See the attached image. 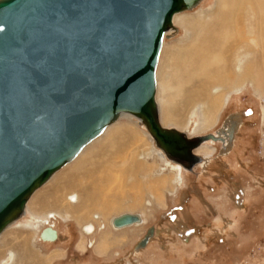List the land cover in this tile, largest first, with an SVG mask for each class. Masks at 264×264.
<instances>
[{
    "label": "rangeland",
    "instance_id": "374dc122",
    "mask_svg": "<svg viewBox=\"0 0 264 264\" xmlns=\"http://www.w3.org/2000/svg\"><path fill=\"white\" fill-rule=\"evenodd\" d=\"M218 1L216 4V0H203L175 17V28L165 36L159 55L156 101L161 124L186 130L189 135L213 133L229 114L238 112L243 121L235 133L233 148L223 156L219 152L220 140L214 141L208 136L202 146L194 148L195 152L209 157L207 163L182 170L158 156L159 149L139 127L136 118L121 115L83 148L76 161L33 193L25 213L0 235V264H264L263 28L245 29L246 40L253 35L258 45L254 57L250 53L239 56L237 52L228 56L232 60L238 55L237 71L231 69L232 74L238 73L242 63L249 59L253 61L252 66L249 64L252 72L237 85L230 81L208 121L204 119L201 105H183L185 95L207 82L199 67L220 52L218 48L206 46L208 39L223 34L239 13L264 12L261 4L264 0L258 3L253 0L245 7L238 0ZM243 17L247 27L249 15ZM220 25L224 26L219 28ZM193 52L197 53L195 57ZM200 58L204 61H199ZM222 67V63L210 67L208 64L205 75L222 73L218 72ZM164 102L173 104L176 113L168 123L163 120ZM81 159L85 160L78 163V168L85 167L88 173L80 176L75 172L74 176L67 174L58 178ZM138 165L145 169L137 170ZM163 177H166L164 188L156 190L153 181ZM79 180L83 186H78ZM92 180L97 185L89 197V187L85 186L94 183ZM216 183L221 185L214 190L207 188L208 184ZM69 184L73 185V198ZM237 186L245 192L246 207L231 203V193ZM47 187L49 191L45 192ZM173 211L178 215L173 217ZM124 212L138 213L140 221L114 228L112 218ZM193 223L202 224L201 233H192L188 226ZM149 226H154L149 241L135 249V243ZM46 227L56 231L55 240L41 238Z\"/></svg>",
    "mask_w": 264,
    "mask_h": 264
},
{
    "label": "water",
    "instance_id": "95a60500",
    "mask_svg": "<svg viewBox=\"0 0 264 264\" xmlns=\"http://www.w3.org/2000/svg\"><path fill=\"white\" fill-rule=\"evenodd\" d=\"M199 1L0 0V232L24 213L35 188L123 111L141 118L185 169L205 158L194 148L208 136L221 138L220 153L232 147L236 112L215 134L159 123L155 71L163 39L175 28L173 15ZM138 218L124 212L112 223ZM152 234L150 226L134 248Z\"/></svg>",
    "mask_w": 264,
    "mask_h": 264
},
{
    "label": "bare ground",
    "instance_id": "6f19581e",
    "mask_svg": "<svg viewBox=\"0 0 264 264\" xmlns=\"http://www.w3.org/2000/svg\"><path fill=\"white\" fill-rule=\"evenodd\" d=\"M203 1V0H202ZM201 1V2H202ZM229 1V0H228ZM239 2H242L243 4H241V6H243V7H245V4L246 5H248V4H251V2L253 1V0H238ZM256 2L257 1H259V0H255ZM200 2V3H201ZM219 1L218 0H216V4L218 3ZM200 3H198V4H196V6L197 5H199ZM230 3H231V1H230ZM258 3V2H257ZM215 4V3H214ZM261 4H264V3H262L261 2ZM227 5H228V2H227ZM233 6H235V5H233ZM249 6V5H248ZM247 6V7H248ZM229 7H232V5L230 6L229 5ZM237 7V6H236ZM226 8H227V6H226ZM191 9H193V7H191V8H189V9H183V10H180V11H178V12H176L174 15H173V18H172V22H174V19H175V17L177 16V14H179V13H181V12H184V11H186V10H191ZM221 9V8H220ZM234 9H235V7H234ZM250 9H252V8H250ZM232 10V9H231ZM230 10V11H231ZM238 10V9H237ZM245 10V9H244ZM243 10V11H244ZM263 10V9H262ZM225 11H226V9H225ZM233 11V10H232ZM252 11V10H251ZM234 12V11H233ZM246 12V11H245ZM249 13H250V11H248ZM254 12H257V11H252V13H251V15L250 14H244L243 12L242 13H239V15H237L235 18H233L232 20H231V18L229 19V16H228V22H229V20H231L232 22H231V24H230V26L231 27H229L223 34H220V35H218L216 38H213V39H208L209 40V42H207L206 43V46H207V44H208V46L209 47H211V48H218L219 49V54H217L216 56L214 55V56H212V57H210L207 61H206V63L205 64H203V65H201L200 67H199V73H201L202 75H203V77H205L206 78V80H207V82H202V83H200L202 86H201V88L198 90V89H194V90H191L187 95H185V98H184V100H183V105L186 107L187 105H190V104H199V105H201L202 106V113H203V115H204V119L205 120H209L211 117H212V115H213V112H214V110H215V108H217V106H218V101H219V99L222 97V99H223V95L221 94V92H223L226 88H228V85H229V83H230V81H232V82H234L236 85H237V83H239V81H240V79L241 78H246L248 75H250V72H252L250 69H252V68H250V66H249V64H250V62H253V61H249V60H247L246 62H244V63H242V67H241V69H240V71L238 72V73H236V74H232L231 73V69H234V70H236L235 69V65H236V63H238V60H237V58H238V55L239 56H241L243 53L244 54H251V55H253V57L255 56V52H256V48L258 47V45H257V43H256V40L254 39V37H253V35H251V34H249V35H251L250 36V39H248V40H246L247 38H246V31H245V29H247V30H249V29H253V28H259V30H260V28H263V30H264V16H262L263 14H264V12H261V11H258L257 13H254ZM209 13V12H208ZM226 13V12H225ZM263 13V14H262ZM218 14V13H217ZM227 14H228V12H227ZM232 14V13H231ZM252 14H254V16L252 17V19H250L251 17L250 16H252ZM257 14V15H256ZM243 15H246V16H248L249 15V21H247V22H249V24H248V26L247 27H245V25H246V23L244 22V20H242L244 17H243ZM203 17V16H202ZM217 19H223V18H218L217 17ZM247 19V18H246ZM202 20V18L200 19V21ZM206 23V22H205ZM245 23V24H244ZM201 24H202V21H201ZM229 24V23H228ZM173 25H174V23H173ZM199 25V24H198ZM211 25V24H210ZM175 26V25H174ZM224 25H220V27L219 28H222ZM228 27V26H227ZM224 29H225V27H224ZM188 30V29H187ZM172 31V29L170 30L169 29V31H168V33H170ZM252 31V30H251ZM204 32H205V30H204ZM258 32V31H257ZM264 33V32H263ZM210 34V33H209ZM209 34H206V35H209ZM253 34V33H252ZM258 34V33H257ZM260 34V33H259ZM258 34V35H259ZM249 35H248V37H249ZM261 35V34H260ZM168 36H166V38H167ZM211 37V36H210ZM259 37H261V36H258V40H259ZM212 38V37H211ZM262 38V37H261ZM164 39H165V37H164ZM164 39H163V41H164ZM248 41H250L251 43H252V45L254 46H252V48L247 44V43H249ZM259 41H263V40H259ZM163 44V43H162ZM195 43H193V45H194ZM203 44V43H202ZM264 45V44H263ZM264 47V46H263ZM161 48H162V46H161ZM191 48H193L194 49V47L193 46H191ZM225 48V49H224ZM263 51H264V49H263ZM160 52H161V50H160ZM234 52H237L238 53V55H236L235 54V57L234 58H232V60L230 59V58H228V56L230 55V54H232V53H234ZM194 53V56L193 57H195L196 55H197V53H195V52H193ZM264 53V52H263ZM160 55V54H159ZM249 56V55H248ZM247 57V56H246ZM208 58V57H207ZM264 59V58H263ZM262 59V60H263ZM171 60H172V58H171ZM204 61L203 59H201L200 58V60L199 61ZM158 61H159V58H158ZM244 61V60H243ZM208 62V63H207ZM255 62V61H254ZM218 63H222L223 64V67H222V70H218V72H220V71H222V73H213V74H211V75H205L206 73H205V68H207V65L209 64V67L210 66H215L216 64H218ZM157 65H158V63H157ZM228 66L229 68H226V67H224V66ZM251 65V64H250ZM252 66V65H251ZM156 69H157V66H156ZM237 71V70H236ZM155 73H156V71H155ZM234 76V77H233ZM202 77V76H201ZM251 77V76H250ZM249 77V78H250ZM253 78V77H252ZM245 80V79H244ZM253 80V79H252ZM241 83V82H240ZM244 83V82H243ZM255 83H256V81H255ZM257 84V83H256ZM235 85V86H236ZM159 87V86H158ZM167 87H168V85H167ZM230 87V86H229ZM174 88V87H173ZM190 90V89H189ZM227 90V89H226ZM167 91H168V89H167ZM228 92V91H227ZM156 93H157V83H156V91H155V99H156ZM167 98H169V97H167ZM157 102V101H156ZM173 103V102H172ZM172 105L173 104H171V103H166V102H164V104H163V106H162V111H163V120L166 122V123H168V122H171V121H173L174 120V115L176 114L175 112H174V110H173V107H172ZM183 105H180L179 106V109H181V107L183 106ZM198 105V107L197 108H199L200 106ZM157 106H158V104H157ZM197 106V105H196ZM196 108V109H197ZM183 109V108H182ZM181 109V110H182ZM185 109V108H184ZM201 109V108H200ZM193 110V109H192ZM216 112V111H215ZM237 114H239L238 112H236ZM201 114V113H200ZM121 115H130V116H133L134 118H136L137 119V123H138V125H139V127H141V128H143L145 131H146V133L152 138V140H153V143H154V145H155V147H157L158 149H159V153H158V156L161 158V159H163L164 157L170 162H173V164H175V165H177V166H179V167H181V169L182 170H186V169H184V167L181 165V164H179L178 162H174V161H172V160H170L168 157H167V155L165 154V152L158 146V145H156V143H155V140H154V138H153V135H152V133L149 131V130H147V128H145V126H143L141 123H140V120H142L141 118H139L138 116H136L135 114H132V113H130V112H121L120 113V115L114 120V121H112L111 123H109V124H107L101 131H100V133H98L93 139H91L87 144H85L82 148H81V150L70 160V161H68L67 163H65L64 165H62L59 169H57L43 184H41L39 187H37V188H35L34 190H33V192L30 194V196H29V198L27 199V201H26V203H25V206H24V213H25V209H26V205H27V203H28V201H29V199L31 198V196L33 195V193L37 190V189H39L40 187H42L45 183H47L49 180H51L52 179V177H54V175H56V173L58 172V171H60L62 168H64L66 165H68L69 163H71L72 161H76L77 159V156L81 153V151L83 150V148L85 147V146H87V145H89L92 141H94L96 138H98L99 137V135H101L109 126H111L113 123H115L120 117H121ZM236 117V116H235ZM158 118H159V106H158ZM239 120V119H238ZM143 121V120H142ZM177 121V120H176ZM242 121H243V119L241 120V123H242ZM159 123H160V125L161 126H163L162 124H161V122H160V120H159ZM174 123H175V121H174ZM179 123V122H178ZM240 126H241V124L238 126V130H239V128H240ZM163 127H166V126H163ZM238 132V131H237ZM188 133V135H189V132H187ZM214 134H215V130H214V132H213ZM222 134H224V137H223V141H225L226 139H227V136L225 135V133H222ZM210 139H212V140H216V138H214V137H210ZM234 139H235V137H234ZM234 139H233V146H234ZM218 140H220V142H221V138L220 139H218ZM114 142V141H113ZM134 142V141H133ZM135 143V142H134ZM108 144V143H107ZM202 146L203 144H199V146ZM198 146V147H199ZM233 148V147H232ZM196 149V148H195ZM150 151V150H149ZM231 151V150H230ZM229 152V151H228ZM227 152V153H228ZM116 153V152H115ZM226 153H221V155H225ZM203 156H205V158H203V160L202 161H200L199 162V165H201V166H204L205 165V163H207V161L209 160V157H207L206 155H203ZM84 160L85 159H81V160H78L73 166H71L70 168H68L67 170H65L64 172H62V174L60 175V176H58V178L59 177H61V176H64V175H69L70 174V176H74V175H76V173L75 172H77V174H81L80 176H84L86 173H88V172H86L85 171V167H83V169L81 170V169H79L78 168V163H80V162H84ZM103 164V163H102ZM197 165V164H196ZM195 165V166H196ZM133 167L135 166V165H132ZM142 165H138V168H137V170L140 168V170H143V169H145L144 168V166H143V168L141 167ZM74 168H76L75 169V171L73 172V170H74ZM195 168V167H194ZM131 169V168H130ZM134 169H136V168H134ZM133 169V170H134ZM89 170H91L90 169V167H89ZM99 170V169H98ZM106 171V170H105ZM86 172V173H85ZM91 172H93V168H92V170H91ZM91 172L89 171V173L91 174ZM123 172V171H122ZM106 173V172H105ZM88 175V174H87ZM79 176V177H80ZM88 176H90V175H88ZM94 176V175H93ZM103 178V177H102ZM61 179H62V177H61ZM93 179H95L96 181H97V179H96V177L95 178H93ZM107 179V178H106ZM101 180V179H100ZM74 181V180H73ZM88 181V180H87ZM93 181V180H92ZM106 181V180H105ZM160 181V182H159ZM50 182V181H49ZM57 181H56V179H55V183H56ZM94 182V181H93ZM98 182V181H97ZM100 182V181H99ZM53 183H54V180H53ZM84 183V182H83ZM95 184V185H94ZM101 184V183H100ZM52 185V184H51ZM55 185V184H54ZM76 185V184H75ZM86 185V184H85ZM84 185V186H85ZM97 184L94 182V183H89L87 186H85V187H89L88 188V193H89V197L91 196V193H92V191L94 190V188H95V186H96ZM164 185H165V182L163 181V180H161L160 178H159V180L158 181H153V186H154V188L156 189V190H158V189H161V188H164ZM78 186L80 187V186H83L82 185V180H79L78 181ZM72 187H73V185L72 186H70V184H69V190H71L70 191V195H71V197L73 198V194H75L74 193V191H73V189H72ZM48 188V187H47ZM98 188V187H97ZM45 189V188H44ZM154 189V190H155ZM155 190V191H156ZM44 191V190H43ZM43 191H41V192H43ZM47 191H49V188H48V190H46L45 192H47ZM88 193H87V197H88ZM94 193V192H93ZM92 193V194H93ZM159 196V195H158ZM23 213V214H24ZM22 214V215H23ZM21 218V217H20ZM38 218V217H37ZM113 219V218H112ZM19 220V218L18 219H16L14 222H12L11 224H9L8 226H6L1 232H0V235L5 231V229H7L8 227H10L11 225H13L15 222H17ZM138 221H140V217L137 219V220H134V221H132V222H130V223H128V224H125V225H122V226H116V225H114L113 223H112V220H111V224H112V226H114V228H117V229H120V228H122V227H125V226H128V225H130V224H132L133 222L135 223V222H138ZM89 228H90V226H89ZM89 228H87V229H89ZM56 236H57V233H56V231L52 228V227H46L45 229H43V231H42V233H41V238L42 239H48V240H55L56 239ZM101 246H103V245H101ZM103 247H105V246H103ZM139 249V248H138ZM25 250V249H24ZM9 253H13V255H14V252L12 251V250H9ZM12 255V256H13ZM25 255V254H24ZM27 256V255H26ZM25 256V257H26ZM30 256H28V258H29ZM22 258V257H21Z\"/></svg>",
    "mask_w": 264,
    "mask_h": 264
},
{
    "label": "flooded vegetation",
    "instance_id": "af4514ba",
    "mask_svg": "<svg viewBox=\"0 0 264 264\" xmlns=\"http://www.w3.org/2000/svg\"><path fill=\"white\" fill-rule=\"evenodd\" d=\"M221 185V183H216L214 184H209L208 189L210 190H214L217 186ZM231 203L232 205H235L237 207H246L247 206V202L245 201L246 199V195L245 192L243 191V188L240 186H237L235 189H233V192L231 193ZM201 224L199 223H193L192 227L196 228L198 226H200ZM201 229V228H198Z\"/></svg>",
    "mask_w": 264,
    "mask_h": 264
},
{
    "label": "crops",
    "instance_id": "0c3cea01",
    "mask_svg": "<svg viewBox=\"0 0 264 264\" xmlns=\"http://www.w3.org/2000/svg\"><path fill=\"white\" fill-rule=\"evenodd\" d=\"M162 179H163L164 182L166 181V180H165L166 177H163ZM208 185H209V184H208ZM208 185H207V188L209 187ZM190 198H191L190 196L187 197L188 200H189ZM167 209H168V208H167ZM171 214H172L173 217H174V216L178 215V212L173 211V213H171ZM201 225H202V224H201ZM201 225H200V226H201ZM200 226H198V227H196V228H193V227H192V224H189L188 227H189L190 229H192V233H193L194 235H197V233H201V229H198V228H200Z\"/></svg>",
    "mask_w": 264,
    "mask_h": 264
}]
</instances>
